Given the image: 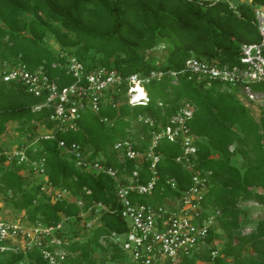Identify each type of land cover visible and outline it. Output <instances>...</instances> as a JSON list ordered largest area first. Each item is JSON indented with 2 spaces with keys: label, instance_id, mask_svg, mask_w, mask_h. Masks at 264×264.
<instances>
[{
  "label": "trees",
  "instance_id": "trees-1",
  "mask_svg": "<svg viewBox=\"0 0 264 264\" xmlns=\"http://www.w3.org/2000/svg\"><path fill=\"white\" fill-rule=\"evenodd\" d=\"M259 6L264 0H0V67L5 62L42 69L59 87L75 81L66 69L71 56L86 70L105 67L124 79L162 72L143 82L146 98L133 103L126 95L127 80L106 90L99 110L83 109L76 128L69 130L49 119L50 107L35 108L44 95L0 80V136L17 122L13 129L24 137L15 149L23 148L27 158L8 160L4 152L10 150L0 144V216L5 212L9 220L28 226L60 224L52 231L59 244L7 245L0 250V264H50L44 250L53 247L65 252L54 264H123L124 252L110 238L111 232L129 230L116 184L150 179L144 152L153 134L183 107L196 138L194 169L210 172L202 207L215 226L180 264H264V107L255 118L241 96L251 99L239 86L208 81L185 66L191 57L218 65L239 63L242 44L260 41L254 14ZM157 49L163 58L154 56ZM60 140L67 147L78 144L87 160L112 168L116 178L76 165L74 155L59 147ZM124 141L141 153L137 160L126 156L125 145L114 148ZM154 150L159 179L151 194L132 193L131 199L170 207L190 186L193 170L176 161L182 154L179 141L163 137ZM40 158L45 159L42 175L30 166ZM54 190L69 196L57 198ZM248 201L261 207L253 223L243 205ZM91 218L96 223L88 226Z\"/></svg>",
  "mask_w": 264,
  "mask_h": 264
},
{
  "label": "built area",
  "instance_id": "built-area-1",
  "mask_svg": "<svg viewBox=\"0 0 264 264\" xmlns=\"http://www.w3.org/2000/svg\"><path fill=\"white\" fill-rule=\"evenodd\" d=\"M217 2L222 0H204ZM230 6L233 3L230 2ZM254 14L257 20L260 41L257 43H244L241 46L239 63L218 65L198 58L191 57L186 60V68L198 77L208 81L217 80L231 86H239L241 91L249 98L255 96L264 97V6L255 8ZM67 72L75 81L69 85L59 87L51 81L42 69L30 70L25 64L10 66L2 63L0 67V80L3 82L17 81L23 84L29 93L35 96L44 95V99L35 108L43 106L51 108L49 119L56 121L65 130L75 129L81 111L89 108L97 112L99 101L106 90L127 80L129 88L127 98L133 103L139 98V89L146 98L143 82L152 77H159L162 72H151L148 77H140L131 74L126 79L116 74L112 69L98 67L86 70L84 64L76 57H69L66 65ZM175 75L174 72L171 73ZM257 84L261 88L253 90L251 85ZM186 108H181L169 120V123L159 132L154 133L151 143L145 150L144 155L150 160V179L145 183L129 182L116 184V197L121 204V217L127 222L129 230L118 234L111 232L110 238L118 243L124 252L123 264H180L185 256L192 255L200 242L203 241L208 231L215 226L212 214L203 215L202 200L206 191L207 178L210 172H201L194 169V154L197 151L196 138L190 134L187 125L189 115ZM141 119V118H140ZM144 123L152 126L154 121L150 118L142 119ZM181 143L182 154L176 158L187 169L193 170L190 186L184 190L177 200L172 201V206L137 204L132 202V193L151 194L159 179L157 171L158 155L154 148L161 138ZM126 146V156L137 160L141 153L132 149L129 142H117L114 148ZM59 147L67 149L76 159V165L87 170L105 171L108 175L116 178V172L109 167H104L100 162H90L86 159V153L76 143L66 146L64 141H59ZM8 160L13 158L17 162L27 160L25 150L13 149L5 151ZM30 166L35 174L42 175L45 169V159L30 161ZM172 186L174 184L172 183ZM42 189H47L43 185ZM57 198L69 196L66 190H54ZM80 203V202H79ZM101 207V204H97ZM97 211V209H96ZM90 226L91 224H87ZM60 227H44L37 223L33 226L20 223L17 220H8L0 216V250H5L7 245H20L30 248L34 245L59 244L60 239L52 231ZM214 254V252H213ZM65 252L53 247L45 249L44 256L50 264L58 259H63Z\"/></svg>",
  "mask_w": 264,
  "mask_h": 264
},
{
  "label": "rangeland",
  "instance_id": "rangeland-1",
  "mask_svg": "<svg viewBox=\"0 0 264 264\" xmlns=\"http://www.w3.org/2000/svg\"><path fill=\"white\" fill-rule=\"evenodd\" d=\"M153 54L156 57L163 58V52L161 49H157L156 51L153 52ZM239 94L241 95V93ZM241 98L244 101V103H246L251 108L252 115L255 118H258L260 108L264 107V97L262 98L258 95V96H255L254 99H251V101H248L243 96H241ZM17 125H18L17 122H10L9 123L10 128L7 134H5V136H0V144L3 146L5 145V147H7L9 150L15 149L17 144L22 142L23 137H24V136H21L18 131H15L13 129V127ZM40 132L44 133L46 131L43 129H40ZM243 205L247 206L250 209L248 219L250 220L251 223L256 221V219H258L261 216V207L257 203L248 201V202L243 203ZM1 215L7 218L8 220L10 218V216L5 212ZM88 223L89 224L96 223V218L88 219ZM75 227L78 228L77 225H75Z\"/></svg>",
  "mask_w": 264,
  "mask_h": 264
},
{
  "label": "bare ground",
  "instance_id": "bare-ground-1",
  "mask_svg": "<svg viewBox=\"0 0 264 264\" xmlns=\"http://www.w3.org/2000/svg\"><path fill=\"white\" fill-rule=\"evenodd\" d=\"M144 92L142 89H139L137 98H141L143 96Z\"/></svg>",
  "mask_w": 264,
  "mask_h": 264
}]
</instances>
